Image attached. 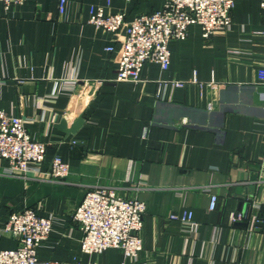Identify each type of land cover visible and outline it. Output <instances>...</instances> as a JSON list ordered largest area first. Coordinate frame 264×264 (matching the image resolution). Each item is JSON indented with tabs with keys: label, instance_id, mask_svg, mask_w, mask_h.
Instances as JSON below:
<instances>
[{
	"label": "crops",
	"instance_id": "0c3cea01",
	"mask_svg": "<svg viewBox=\"0 0 264 264\" xmlns=\"http://www.w3.org/2000/svg\"><path fill=\"white\" fill-rule=\"evenodd\" d=\"M58 1L0 3V110L46 144L41 171L54 156L69 166L54 181L9 175L0 160V251L17 246L3 231L9 214L30 208L52 222L37 249L42 261L264 264V224L255 222L264 221V94L254 99L264 87L259 0H238L228 31L207 40L191 26L184 40L169 43V68L146 63L135 83L116 80L122 31L91 25L90 9L130 22L164 0H65L63 14ZM81 115L75 135L55 129ZM96 188L146 204L136 259L118 249L81 251L71 212ZM185 211L192 225L169 218ZM237 213L242 220L233 222Z\"/></svg>",
	"mask_w": 264,
	"mask_h": 264
},
{
	"label": "built area",
	"instance_id": "2783aa9c",
	"mask_svg": "<svg viewBox=\"0 0 264 264\" xmlns=\"http://www.w3.org/2000/svg\"><path fill=\"white\" fill-rule=\"evenodd\" d=\"M26 1L0 0V3L7 8L20 6ZM237 1L164 0L161 9L139 15L130 22L125 21L123 13L104 14L101 9H90L88 22L108 33L122 31L124 38L117 51L116 80L135 83L146 63H156L163 71L169 68V43L184 40L191 26H199L204 40L228 31L232 22V10ZM259 3L264 18V0H259ZM64 9L65 0H59V12L63 14ZM259 34L264 38V28ZM107 50L115 51L113 47H108ZM262 73L264 84V70ZM171 83L174 87L185 86L179 81ZM208 108L212 110V105L209 104ZM262 137L264 140V133ZM46 150V144L33 139L27 132L22 118L0 110V160L8 163L9 175L26 176L34 172L49 180L65 179L69 166L58 156L50 160L45 171L39 168L45 160ZM216 201V195H211L209 210L215 208ZM145 213L146 204L138 199L123 198L113 190L103 188L87 191L71 212V218L83 233L81 251L99 255L108 249H118L124 260L136 259L142 250L139 233ZM169 218L192 225L191 211H185L179 216L171 215ZM241 220L240 213L233 218V222ZM255 222L264 223L259 218ZM51 228V219L40 216L34 209L11 212L3 231L16 239L17 246L0 251V264H64L42 261L37 256V249L49 237ZM70 264L79 262L73 261Z\"/></svg>",
	"mask_w": 264,
	"mask_h": 264
},
{
	"label": "water",
	"instance_id": "95a60500",
	"mask_svg": "<svg viewBox=\"0 0 264 264\" xmlns=\"http://www.w3.org/2000/svg\"><path fill=\"white\" fill-rule=\"evenodd\" d=\"M260 94H264V87H259L255 93V102H261ZM85 123V119L83 116H79L73 123L68 125L66 118H62L61 121L55 126V129L59 132L63 133L66 137L69 135H75L79 128ZM264 223L258 224V226H262Z\"/></svg>",
	"mask_w": 264,
	"mask_h": 264
}]
</instances>
